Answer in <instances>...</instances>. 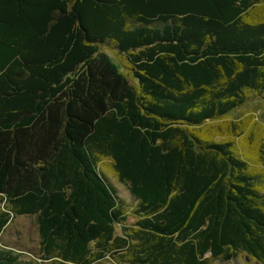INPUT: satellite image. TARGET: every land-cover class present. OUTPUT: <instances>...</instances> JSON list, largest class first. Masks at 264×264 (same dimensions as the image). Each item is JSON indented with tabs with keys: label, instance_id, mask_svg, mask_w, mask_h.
<instances>
[{
	"label": "trees",
	"instance_id": "1",
	"mask_svg": "<svg viewBox=\"0 0 264 264\" xmlns=\"http://www.w3.org/2000/svg\"><path fill=\"white\" fill-rule=\"evenodd\" d=\"M263 107L264 0H0V233L34 215L52 264H264L263 177L237 149L264 159Z\"/></svg>",
	"mask_w": 264,
	"mask_h": 264
},
{
	"label": "rangeland",
	"instance_id": "2",
	"mask_svg": "<svg viewBox=\"0 0 264 264\" xmlns=\"http://www.w3.org/2000/svg\"><path fill=\"white\" fill-rule=\"evenodd\" d=\"M107 52L111 55V57L122 64H125V59L122 55H116L115 49L107 48ZM257 102L248 103L244 107H242V113L247 114L252 111L253 106L256 105ZM264 108V107H263ZM234 115V114H233ZM254 121L262 122L264 124V110L259 112ZM246 131L249 133H255V131L251 128V122L246 126ZM245 139V137H244ZM251 144V143H250ZM250 144L244 140L237 145V149L240 153H243L244 160H246L250 166V168H260L259 175L263 177L262 182L264 184V159L263 155L260 153L256 155L254 151L250 149ZM98 169H100L101 173L105 174L111 183V185L115 188L116 193L119 199L122 201L123 206L126 211V219L124 224L129 227H135V221L137 219V214L135 212L136 201L133 199L132 195L129 193L128 189L124 184L119 182L115 177L114 173L111 170V164L108 159L101 160L98 164ZM116 233H120L119 226H116ZM0 247L12 249L18 253L19 260L21 264H52V261L43 262L40 258L39 254V235L37 229V222L34 215L30 214H14L5 227L2 229L0 233ZM127 263V258L121 259L120 261L116 259L114 255H107L100 261H97L93 264H125ZM69 264V263H65ZM211 264H259L251 259H248L244 256L236 257L235 259L228 261H213Z\"/></svg>",
	"mask_w": 264,
	"mask_h": 264
}]
</instances>
